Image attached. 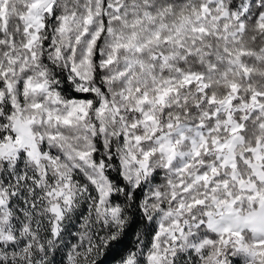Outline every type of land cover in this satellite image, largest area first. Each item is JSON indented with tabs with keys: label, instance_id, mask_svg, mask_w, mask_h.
Wrapping results in <instances>:
<instances>
[{
	"label": "snow or ice",
	"instance_id": "1",
	"mask_svg": "<svg viewBox=\"0 0 264 264\" xmlns=\"http://www.w3.org/2000/svg\"><path fill=\"white\" fill-rule=\"evenodd\" d=\"M0 264H264V0H0Z\"/></svg>",
	"mask_w": 264,
	"mask_h": 264
}]
</instances>
